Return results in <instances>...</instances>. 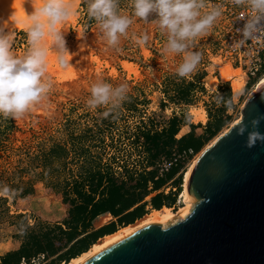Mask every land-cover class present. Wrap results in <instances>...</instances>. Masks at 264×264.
Listing matches in <instances>:
<instances>
[{
  "label": "rangeland",
  "instance_id": "374dc122",
  "mask_svg": "<svg viewBox=\"0 0 264 264\" xmlns=\"http://www.w3.org/2000/svg\"><path fill=\"white\" fill-rule=\"evenodd\" d=\"M39 1L0 0V28L5 33L15 32L13 50L17 55L28 48L26 32L16 29V21L8 18L24 21ZM210 2L225 4L224 0ZM75 6L76 14L62 30L69 66L61 68L56 54L51 53L47 74L52 87L46 97L18 119L0 117V249L4 254L21 249L46 232L61 236L59 228L68 229L69 209L63 202L76 197V183L88 190L100 176L105 183L112 176L148 182L151 175L157 177L161 158L150 152L144 134L161 133L174 117L183 126L191 120L206 122L205 110L212 114L222 108L215 102L216 95H231L233 106L223 112L229 123L181 168L183 184L192 162L241 119L255 88L254 83H246L241 70H235L238 65L233 66L223 55V37L230 25L225 6L213 29L195 41L193 50L201 53V61L186 79L175 75L179 57L161 55L166 35L154 23L134 18L116 51L102 40L95 21L87 15L84 0ZM120 10L131 15L128 0H121ZM152 19L154 15L149 21ZM7 26L11 29H5ZM141 33H147L149 39L137 45L135 38ZM97 80L114 86L125 83L129 89L127 99L108 117L101 115L105 109L92 110L86 104L90 86ZM199 117L205 120L197 121ZM167 188L163 193L176 195L170 208L178 210L183 206L182 185L181 190ZM105 221L100 219V224ZM52 260L41 259L37 264Z\"/></svg>",
  "mask_w": 264,
  "mask_h": 264
},
{
  "label": "clouds",
  "instance_id": "9594fccd",
  "mask_svg": "<svg viewBox=\"0 0 264 264\" xmlns=\"http://www.w3.org/2000/svg\"><path fill=\"white\" fill-rule=\"evenodd\" d=\"M88 17L95 21L102 40L108 48L120 50L122 37H127L134 18L152 22L166 35L161 49L165 58L179 57L175 75L189 78L201 61V53L193 50L195 41L213 29L224 12V5L210 0H128L131 15L120 10L121 0H84ZM236 7L248 10L241 38L230 47L240 50L248 40L264 41V0H230ZM76 14L74 0H40L30 15H26L25 26L28 48L22 55L13 50L15 32L5 33L0 28V117L18 119L38 104L52 87L48 76V57L56 54L61 68L69 66L65 54L69 55L63 35V25ZM155 19L149 21V17ZM149 39L147 33L135 38L137 45H144ZM70 56V55H69ZM128 86L125 83L113 85L97 80L90 86L87 106L95 110L105 109L101 115L108 117L114 109L127 99ZM217 105L231 109L233 98L217 94ZM259 121H252L256 125ZM244 129H241L243 133ZM264 139L250 133L248 145L256 139Z\"/></svg>",
  "mask_w": 264,
  "mask_h": 264
},
{
  "label": "water",
  "instance_id": "95a60500",
  "mask_svg": "<svg viewBox=\"0 0 264 264\" xmlns=\"http://www.w3.org/2000/svg\"><path fill=\"white\" fill-rule=\"evenodd\" d=\"M250 133L264 137V87L194 162L188 200L197 203L186 220L145 226L83 264H264V139L249 146Z\"/></svg>",
  "mask_w": 264,
  "mask_h": 264
},
{
  "label": "trees",
  "instance_id": "16d2710c",
  "mask_svg": "<svg viewBox=\"0 0 264 264\" xmlns=\"http://www.w3.org/2000/svg\"><path fill=\"white\" fill-rule=\"evenodd\" d=\"M182 95V97H185L186 93L182 92ZM224 97L232 98V96L228 94H225ZM179 121L178 117H174L169 120V127H164L161 133L144 134L145 139L149 143L150 152L156 159L160 157L161 153H164L165 157L169 158L173 154V146H176L178 148L177 150L180 151L191 148L195 153L200 152L204 144L212 140L228 123L229 117L223 116L220 121L216 123L215 130H207V134L204 136L202 133L196 136L193 130L188 136L176 139V135H178L180 130ZM192 127L197 129L200 128V125ZM166 147H169V149L165 150ZM184 166L185 162H181L178 167H174L166 176L157 180L158 185H165ZM97 179L95 184L93 182L90 184L88 190H86L84 186L81 187V184L76 183L74 187V194L76 197L64 199L63 203L66 208L69 209L68 221L66 222L68 229L64 230L63 228H59L61 236H57L53 232H46L40 236L34 237L30 240L29 244H26L21 249L9 252L7 255L0 257V264H22L23 260H25L26 264H31V260L39 255H44L45 259H50L58 255L64 249L68 250L66 254L59 256V264L62 262H69L78 255L88 251L100 238L115 233L118 229L112 226L110 228H102L92 234H87L92 229V222L98 216L104 213H111L113 216H118L135 205L136 197L134 193H130V190L139 189L143 184L140 181L134 180V178L125 181L123 178H115L112 176L108 179L107 183L104 182L102 176ZM181 185L182 181L179 180L176 182L175 187L181 190ZM157 189L158 188H155V190ZM106 195H108V197L105 199ZM97 196H99V199ZM162 197L172 198V196L168 197L164 193L157 196L154 199L155 210H161L164 207L165 204L159 202ZM172 200L173 204H175L176 195ZM146 214L149 213L141 211L137 217L125 218L121 225H123V223L125 225H130ZM76 239L77 241L73 243Z\"/></svg>",
  "mask_w": 264,
  "mask_h": 264
},
{
  "label": "built area",
  "instance_id": "2783aa9c",
  "mask_svg": "<svg viewBox=\"0 0 264 264\" xmlns=\"http://www.w3.org/2000/svg\"><path fill=\"white\" fill-rule=\"evenodd\" d=\"M225 11L229 18V28L223 37L222 52L226 60L232 65H238L237 70H241L246 79V83H256L264 75V41L252 42L248 40L240 50H235L231 46L234 40L241 38L238 29H242L245 23L244 17L247 16L248 10L243 7H236L230 3V0H224ZM264 24V21L261 22ZM196 153L193 149L183 151L175 150L173 154L167 157H161V165L158 170L157 179L163 178L174 167H178L181 162L185 165L190 162ZM44 260V255H39L31 260V264H37V261ZM22 264H26L23 260Z\"/></svg>",
  "mask_w": 264,
  "mask_h": 264
},
{
  "label": "crops",
  "instance_id": "0c3cea01",
  "mask_svg": "<svg viewBox=\"0 0 264 264\" xmlns=\"http://www.w3.org/2000/svg\"><path fill=\"white\" fill-rule=\"evenodd\" d=\"M237 69L238 68H235V70H237ZM225 110H226V108L223 105H222L221 110H218V112H215L214 111L212 114H209L208 111L205 110V112L207 114V121L206 122H200V124H197V123H194V120H191L189 122V124H187V125H184V126L183 125H180V130H179L178 135H176V139H180L183 136H188L193 130H194L196 136L199 135L200 133H202L203 136H204L205 134H207V130L214 131L215 130L216 123L218 121H220V119L223 116H225L224 113H223V112H225ZM188 117H191L190 116V113H189V116ZM228 123H229V121H228ZM227 124L225 126H227ZM191 125L192 126H198V125H200V128L194 129ZM168 127H169V125L167 126V128ZM185 129H187V130H185ZM183 131H184V133H183ZM175 147L176 146H173V149H172L173 152L175 151ZM168 149H169V147H166L165 148V150H168ZM161 157H162V153L160 154V157L159 158H161ZM179 175H180V171L170 181H168L165 185H158V183H157V180L158 179H157V177H155V175L154 176L151 175V178H150V181L149 182L146 181L147 180L146 178H145L146 180L134 178V180L140 181L143 184V186L141 188H139V189H131L130 190V193L131 194L134 193V196L136 197L135 205H133L126 212H124V213H122V214H120L118 216H113L111 213H104V214L98 216L92 222V224H93L92 229L87 234H92V233H95V232L99 231L102 228H110L112 226H115L118 229L121 226L122 221L125 218L137 217L141 211L151 213L152 211L155 210V208H154V206H155L154 199L157 196H159L160 194H162L163 191H164V189L167 188V186H169L167 188L168 191L171 188L173 189L172 191H175L177 189V187H175V184H176V182H178L179 180H181V178H179ZM124 180L126 181L127 179H124ZM172 184H174V187L171 186ZM155 188H158V189L155 190ZM164 194L166 196H168V192L167 191ZM107 197H108V195L105 196V199ZM173 198H174V195H172V198L171 197L170 198L162 197L159 202L162 203V204H165L164 207L172 206L173 205V200H172ZM102 218L106 219V221L104 223H101L100 224V219H102ZM137 220H139V219H137ZM123 225H125V224L123 223ZM76 241H77V239L75 241H73V243H75ZM18 249L19 248H16V250H14V251H17ZM65 250L67 251L68 249H64L62 252H60L55 257L50 258L49 260H51V259H55V260L50 261L49 264H59V262H60V259H59L60 257L59 256H61L63 254H66V253H64ZM5 255H7V254H1L0 257H3ZM0 262H1V259H0Z\"/></svg>",
  "mask_w": 264,
  "mask_h": 264
},
{
  "label": "bare ground",
  "instance_id": "6f19581e",
  "mask_svg": "<svg viewBox=\"0 0 264 264\" xmlns=\"http://www.w3.org/2000/svg\"><path fill=\"white\" fill-rule=\"evenodd\" d=\"M7 2H8V0H7ZM79 2H80V0H74V3L77 4V5H78ZM16 16H18V15H16ZM8 20H10V21H12V20L18 21V18L10 17V18H8ZM17 24L18 25L16 26V29H18L20 31H25V26L24 25L19 24V23H17ZM5 29H11V26H7ZM255 84H254L255 88L253 89L249 100L252 98V96L254 94H256L261 88L264 87V75L257 82L256 86H255ZM240 89H241V83L239 82V83L236 84L235 91L238 93ZM196 120L197 121H201V120H205V118L204 117H199ZM240 120L241 119H238L235 122V124L239 123ZM226 133H224V134H226ZM223 135H221V136H223ZM215 142L210 144L207 150H209L215 144ZM201 156H200V158H201ZM199 159H195L192 162V164L189 166L188 170L185 172V174L183 176L182 192H181V196H180V198L183 200V206L179 207L178 210H174V209H172L170 207H163L161 210H154L153 212L145 215L144 217H142L138 221H136V222H134V223H132L130 225H126V226L120 228L115 233L110 234V235H106V236L100 238L97 242H95L91 246V248L88 251L78 255L77 257L73 258L69 262H62L61 264H83L86 261H88L90 258H92L94 255H96L99 251L104 249L106 246H108L111 243H113L114 241H116V240L122 238L123 236L128 235V234H130V233H132V232H134V231H136L138 229H141V228H143L145 226H148V225H151V224H160L161 227L167 228L170 225H173V224H176L178 222L186 220V218L191 214L195 204L197 203V202H195L192 199L188 200L189 199V197H188V177H189V173H190V170H191L194 162L199 160ZM1 254H4V251L0 249V255Z\"/></svg>",
  "mask_w": 264,
  "mask_h": 264
}]
</instances>
